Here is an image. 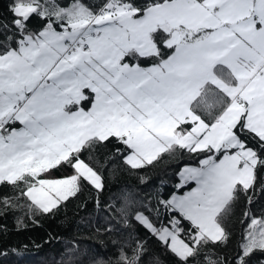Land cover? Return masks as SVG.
Wrapping results in <instances>:
<instances>
[{"label": "snow or ice", "instance_id": "obj_1", "mask_svg": "<svg viewBox=\"0 0 264 264\" xmlns=\"http://www.w3.org/2000/svg\"><path fill=\"white\" fill-rule=\"evenodd\" d=\"M113 141L134 170L178 151L203 158L178 173V188H195L143 210L125 194L107 205L112 220L137 222L175 264H264V217L248 207L235 253L217 251L231 245L236 205L264 196V0H8L0 217L22 210L36 223L85 192L101 206L97 154ZM62 168L70 174L53 175ZM161 209L168 223L157 226ZM113 243L115 258L94 264H145V241Z\"/></svg>", "mask_w": 264, "mask_h": 264}, {"label": "trees", "instance_id": "obj_2", "mask_svg": "<svg viewBox=\"0 0 264 264\" xmlns=\"http://www.w3.org/2000/svg\"><path fill=\"white\" fill-rule=\"evenodd\" d=\"M66 5L69 0H59ZM8 0H0V12H6ZM39 27V21L35 23ZM117 147H123L114 141L98 150L99 164L106 178V188L100 197L101 206H97L87 192L79 199H72L59 211L52 214H39L34 219L24 215V211L8 212L0 217V226L7 228V234L0 236V264H94L97 259L115 258L118 245L113 240L124 241L129 235L145 241L149 249L145 264H151L153 257L161 264H175L172 257L157 238L134 220L132 227L116 223L111 219L107 208L109 203H121L120 198L127 194L135 203L133 208H149L157 205L158 199H168L174 193H184L186 188H178V173L184 165L199 166L202 155L178 151L174 158L167 154L154 165L143 169H131L122 157L116 154ZM71 169L62 168L53 175L70 174ZM143 178V182L141 181ZM7 189H0L6 193ZM24 201L22 200L21 203ZM248 207L257 219L264 217V196H259L254 203L247 205L241 200L234 212L226 220V227L232 233L231 245L218 249L221 256L234 254L241 234L247 229L249 220L244 219ZM169 214L161 209L154 221L157 226L167 225ZM17 217L24 220V226L17 225ZM118 219V218H117ZM112 227L111 233H105V227ZM100 229V232H97ZM254 264L258 262L254 261Z\"/></svg>", "mask_w": 264, "mask_h": 264}, {"label": "rangeland", "instance_id": "obj_3", "mask_svg": "<svg viewBox=\"0 0 264 264\" xmlns=\"http://www.w3.org/2000/svg\"><path fill=\"white\" fill-rule=\"evenodd\" d=\"M200 166V165H199ZM199 166H191V165H184L180 171L184 168V167H199ZM178 179H179V183H180V177L178 175ZM193 186L189 187V188H186V190L184 191V193H186L187 191H190L192 188H195L196 187V184L195 182L193 181ZM184 193H174V194H177V195H183Z\"/></svg>", "mask_w": 264, "mask_h": 264}, {"label": "crops", "instance_id": "obj_4", "mask_svg": "<svg viewBox=\"0 0 264 264\" xmlns=\"http://www.w3.org/2000/svg\"><path fill=\"white\" fill-rule=\"evenodd\" d=\"M17 127H21L22 125H16Z\"/></svg>", "mask_w": 264, "mask_h": 264}]
</instances>
